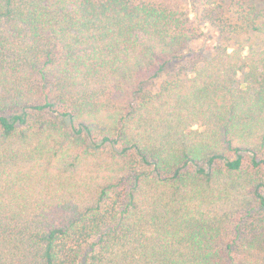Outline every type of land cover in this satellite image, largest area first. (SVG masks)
I'll return each instance as SVG.
<instances>
[{"label":"trees","instance_id":"1","mask_svg":"<svg viewBox=\"0 0 264 264\" xmlns=\"http://www.w3.org/2000/svg\"><path fill=\"white\" fill-rule=\"evenodd\" d=\"M0 264H264V0H0Z\"/></svg>","mask_w":264,"mask_h":264},{"label":"rangeland","instance_id":"2","mask_svg":"<svg viewBox=\"0 0 264 264\" xmlns=\"http://www.w3.org/2000/svg\"><path fill=\"white\" fill-rule=\"evenodd\" d=\"M206 31L208 32V34L211 37V42H214V40H216V37H215L216 34H215L214 29L207 28V26H206ZM253 40H254V42L256 41L254 38H252L251 41H253Z\"/></svg>","mask_w":264,"mask_h":264}]
</instances>
